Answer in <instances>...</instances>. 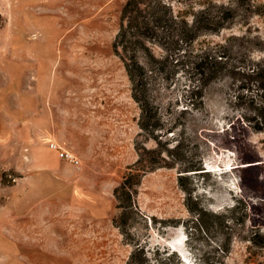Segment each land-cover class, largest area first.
I'll return each mask as SVG.
<instances>
[{"label":"rangeland","instance_id":"rangeland-1","mask_svg":"<svg viewBox=\"0 0 264 264\" xmlns=\"http://www.w3.org/2000/svg\"><path fill=\"white\" fill-rule=\"evenodd\" d=\"M162 1L192 20L207 0ZM126 2L0 0V264H127L136 242L155 264L156 247L176 250L167 264H264V130L240 115L227 81L209 87L206 108L181 111L191 83L185 70L164 95L173 104L164 117L177 123L163 139L187 143L207 171L190 175L191 194L179 183L178 164L147 171L140 213L127 232L109 229L113 215L126 214L114 188L139 157L136 145H156L140 133L141 107L114 49ZM231 34L253 38L252 55L264 58L260 14L206 31L193 46ZM52 138L89 160L91 175L74 178L80 169L49 147ZM87 222L106 230L97 249L90 233L80 239Z\"/></svg>","mask_w":264,"mask_h":264},{"label":"trees","instance_id":"trees-1","mask_svg":"<svg viewBox=\"0 0 264 264\" xmlns=\"http://www.w3.org/2000/svg\"><path fill=\"white\" fill-rule=\"evenodd\" d=\"M192 20L174 15L162 0H127L123 9V23L114 41V49L124 60L132 82V94L141 107L140 133L153 138L156 145L145 142L136 145L137 160L128 166L121 182L114 188L117 208L125 215L113 217L114 224L127 232L126 225L133 214H139L137 193L142 178L159 166L179 165V183L190 193L191 174L206 172L202 156L189 152L187 143H173L163 139L173 132L176 123L164 117V109L172 110V99L164 95L172 89L179 74L190 72L189 103L181 111L206 108L209 87L218 81H227L229 99L243 111L240 115L256 130H264V58H255L248 44L253 38L231 34L225 42L207 44L195 49L197 37L206 31H219L232 24L239 16H264V2L232 0L231 2L204 1ZM162 46L156 53L149 44ZM238 48H235V47ZM227 90H225L226 92ZM232 92L233 93L231 97ZM187 105V104H186ZM186 203L190 209L189 199ZM132 251L127 264H155L146 246L140 242ZM160 264L176 250L156 247Z\"/></svg>","mask_w":264,"mask_h":264},{"label":"crops","instance_id":"crops-1","mask_svg":"<svg viewBox=\"0 0 264 264\" xmlns=\"http://www.w3.org/2000/svg\"><path fill=\"white\" fill-rule=\"evenodd\" d=\"M58 124H59V122H58ZM52 139H54V140H56L55 138H52ZM60 140V139H59ZM57 141V140H56ZM60 141H63V140H60ZM59 142V141H58ZM74 152H75V154L77 155V157L79 158V163H74V164H72V163H70V164H72V165H74V166H76V167H78L79 169H80V173H77V174H74V178H77V177H79V176H81V175H91L89 172H88V170H87V168H88V161H86L85 159H83V157L81 158V156L74 150ZM81 160H82V162H81ZM90 177H94V176H90ZM111 190H112V188L109 186V182H108V184H107V186H106V191L107 192H111ZM112 200H110V202H111ZM98 203L100 204V202L98 201ZM105 203V202H104ZM115 214V213H114ZM114 216V215H113ZM78 219V218H77ZM87 223H91V222H87ZM88 225V224H87ZM108 226H110L109 227V229H111V226H113V228H118L119 229V227L118 226H116L114 223L113 224H108ZM108 226H106V229H108ZM88 229H86V230H82V232L79 234V236H80V239H82V240H85V236L83 235V233H90L91 235H92V238H94V241H96L95 242V248L97 249L98 247V245L97 244H104V240H99V239H102L103 237H105V235H107V233H106V230H105V228H104V226H101V225H95V224H93V223H91L90 224V226L88 225ZM98 227H102L98 232L99 233H97V232H95L94 230H90V228H94V229H96V228H98ZM74 229H76V228H74ZM120 231V230H119ZM98 234V235H97ZM94 235H97L98 237H95ZM83 236V237H82ZM96 238H99V239H96ZM95 249V250H96ZM74 250H76V249H74ZM103 249H102V247H101V249L99 250L98 249V251H102ZM92 252V251H91ZM94 252V251H93Z\"/></svg>","mask_w":264,"mask_h":264},{"label":"built area","instance_id":"built-area-1","mask_svg":"<svg viewBox=\"0 0 264 264\" xmlns=\"http://www.w3.org/2000/svg\"><path fill=\"white\" fill-rule=\"evenodd\" d=\"M48 145L51 149L57 152L60 158L65 159L72 164L79 163V158L77 157L75 152L66 147H63L59 142L52 140Z\"/></svg>","mask_w":264,"mask_h":264}]
</instances>
